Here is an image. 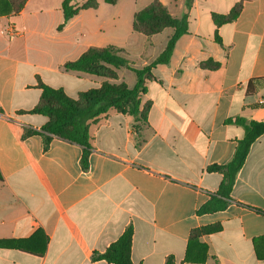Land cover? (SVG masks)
Listing matches in <instances>:
<instances>
[{"label": "crops", "instance_id": "obj_1", "mask_svg": "<svg viewBox=\"0 0 264 264\" xmlns=\"http://www.w3.org/2000/svg\"><path fill=\"white\" fill-rule=\"evenodd\" d=\"M62 1L26 0L18 13L0 17V243L26 240L28 251L0 248V264H110L93 262L92 253L129 226L132 264H164L169 256L176 264H264V134L236 175L228 207L196 214L222 180L207 167L229 162L244 136V127L228 121H264V86L245 93L248 81L264 78V0H192L186 34L140 96L141 108L149 104L147 123L136 133L132 117L110 112L91 124L87 170L77 144L52 137L44 149L39 131L47 119L28 113L40 100L38 84L76 99L106 79L67 71L65 63L114 46L142 68L174 30L151 37L133 31L134 14L151 0H131L127 14L108 16L103 0H74L96 8L79 9L65 23ZM159 1L176 19L186 11L187 0ZM236 5L235 20L215 24ZM105 28L114 31L111 42L98 35ZM207 61L218 66L203 67ZM115 72L110 83L133 88L131 71ZM24 129L37 133L22 138ZM215 224L219 232L199 239L207 260L185 262L191 230Z\"/></svg>", "mask_w": 264, "mask_h": 264}, {"label": "trees", "instance_id": "obj_2", "mask_svg": "<svg viewBox=\"0 0 264 264\" xmlns=\"http://www.w3.org/2000/svg\"><path fill=\"white\" fill-rule=\"evenodd\" d=\"M108 5H115L118 0H103ZM192 0L185 2V9L182 17H172L159 0H151V3L144 9L136 12L132 20V29L146 37L160 33L166 28L174 30L173 35L168 39L164 50L148 65L142 68H134L123 56L122 50L108 46L105 48H89L74 61L64 64L67 71L79 72L106 80L97 88H92L78 94L76 99L68 97L63 90L54 89L45 84L39 83L41 96L38 104L30 110L29 114L42 115L47 119L46 124L40 129L39 134L43 136L44 149H47L51 138L57 137L77 144L83 148L80 165L83 170L88 168V156L91 150V136L89 128L99 118L108 115L110 112H117L133 118L132 127L136 133L140 127L147 123V112L149 104L140 107V96L146 93V83L157 81L152 70L159 65L168 64L175 43L187 32L186 17L188 6ZM26 0H0V17L8 16L11 13H18ZM96 8V3L88 1L80 8L74 0H63L61 10L63 22H67L77 14L79 9ZM240 5H236L226 17H214L215 24L230 22L237 18ZM211 69L218 65L207 61L202 65ZM127 69L135 76V85L129 88L125 83L112 84L109 80L117 79L115 70ZM264 86V78L252 79L245 87L246 95L255 94ZM236 125L244 127V136L237 142L234 154L229 162L224 165H211L207 167L208 172H216L222 175L221 183L215 194L200 206L196 214H212L225 210L231 202L230 194L237 173L242 168L251 145L257 138L264 134V121H250L248 124L242 118L229 120ZM37 133L24 129L22 138ZM220 224L199 227L191 230L184 254V261L191 263H204L208 258V247L199 239L203 235L219 232ZM133 230L129 226L123 234L112 243L104 252L92 253L91 260L105 261L110 264H132L130 260L131 241ZM26 240L12 241L8 244L0 243V248H12L22 252H28L25 248ZM43 248L36 254L41 256L45 249L46 238L43 239ZM6 245V246H4ZM31 254H34L31 252ZM164 264H176L174 258L169 256Z\"/></svg>", "mask_w": 264, "mask_h": 264}, {"label": "rangeland", "instance_id": "obj_3", "mask_svg": "<svg viewBox=\"0 0 264 264\" xmlns=\"http://www.w3.org/2000/svg\"><path fill=\"white\" fill-rule=\"evenodd\" d=\"M131 0H122L121 2H119V4H117L116 7H112L111 5L108 4H104L103 1V8H100V11L102 12V14L104 15H112L115 14L117 12H120L121 14H127V12L129 11L127 9V5L129 6H133V4H131L130 2ZM117 32L122 33V27H119V29H117ZM99 36H102V38H106L107 40H109V42H111L113 35H114V31L111 28H105V31H103L102 33L98 34Z\"/></svg>", "mask_w": 264, "mask_h": 264}, {"label": "built area", "instance_id": "obj_4", "mask_svg": "<svg viewBox=\"0 0 264 264\" xmlns=\"http://www.w3.org/2000/svg\"><path fill=\"white\" fill-rule=\"evenodd\" d=\"M14 31L13 29L8 30V35L10 38H13Z\"/></svg>", "mask_w": 264, "mask_h": 264}]
</instances>
